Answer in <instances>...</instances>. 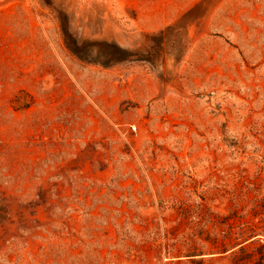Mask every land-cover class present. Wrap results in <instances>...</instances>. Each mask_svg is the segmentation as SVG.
<instances>
[{"label": "rangeland", "instance_id": "374dc122", "mask_svg": "<svg viewBox=\"0 0 264 264\" xmlns=\"http://www.w3.org/2000/svg\"><path fill=\"white\" fill-rule=\"evenodd\" d=\"M0 193V264H264V0H0Z\"/></svg>", "mask_w": 264, "mask_h": 264}, {"label": "trees", "instance_id": "16d2710c", "mask_svg": "<svg viewBox=\"0 0 264 264\" xmlns=\"http://www.w3.org/2000/svg\"><path fill=\"white\" fill-rule=\"evenodd\" d=\"M193 9L195 7L164 28L144 33V43L135 49L123 47L109 40L79 39L69 30L68 20L65 17L60 18V23L65 46L82 61L105 67L130 62L158 65L164 63L168 56H172L178 63L191 44L188 30L182 24V20ZM8 206L6 197L0 193V219L4 218Z\"/></svg>", "mask_w": 264, "mask_h": 264}]
</instances>
